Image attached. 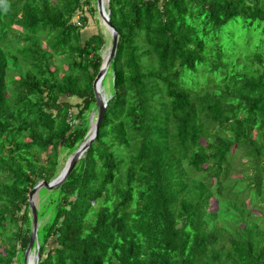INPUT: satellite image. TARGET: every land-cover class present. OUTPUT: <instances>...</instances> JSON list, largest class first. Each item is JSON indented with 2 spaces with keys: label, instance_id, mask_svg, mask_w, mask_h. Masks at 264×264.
<instances>
[{
  "label": "trees",
  "instance_id": "16d2710c",
  "mask_svg": "<svg viewBox=\"0 0 264 264\" xmlns=\"http://www.w3.org/2000/svg\"><path fill=\"white\" fill-rule=\"evenodd\" d=\"M105 9L117 32L105 110L66 179L37 192L36 264H264V0ZM86 12L91 0H0V264H23L27 194L96 110L104 35H83ZM233 23L246 44L263 37L224 53ZM197 72L211 89L185 81Z\"/></svg>",
  "mask_w": 264,
  "mask_h": 264
},
{
  "label": "water",
  "instance_id": "95a60500",
  "mask_svg": "<svg viewBox=\"0 0 264 264\" xmlns=\"http://www.w3.org/2000/svg\"><path fill=\"white\" fill-rule=\"evenodd\" d=\"M95 10L99 18V21L106 30L109 38L108 50L106 56L105 58L102 59L99 69L91 83L92 93L94 97V104L96 107V115L94 116L93 122L92 120H90L91 123L88 126L83 141L66 159L59 173L49 182H44V181L38 182L31 188V190L27 194V205L31 216V224H30L29 239L26 248L23 252V257H22L23 264H36L38 260L37 241H36L37 213H36L35 204L33 202V196L36 195L41 188L45 190H52L58 187L66 179L68 174L76 165L77 161L80 159L81 155L85 152L89 144L96 137L97 129L101 122L105 110L107 99H104V97L100 93V84L105 75L108 64L115 52L116 43H117V32L115 31V29L108 20V13L104 7V0H95ZM32 245H34V247H32ZM30 258L31 260L29 261Z\"/></svg>",
  "mask_w": 264,
  "mask_h": 264
},
{
  "label": "rangeland",
  "instance_id": "374dc122",
  "mask_svg": "<svg viewBox=\"0 0 264 264\" xmlns=\"http://www.w3.org/2000/svg\"><path fill=\"white\" fill-rule=\"evenodd\" d=\"M91 4L95 7V0H91ZM107 5V0H104V7H106ZM88 21H87V26L85 29H83V35L87 36V35H94L97 33V31L99 30L101 32L102 35H104V48L101 49V57L105 58L107 50H108V42H109V38H108V34L106 32V30L104 29V27L102 26L101 22L99 21V18L97 15L94 14V16L90 17L89 14L86 12L85 13ZM231 26V27H230ZM230 28L227 29H232L230 36H226V35H221V40L220 43L221 45L224 47V53L225 52H229L230 49L234 48L233 46L236 45L238 48H240V50L242 52H244L246 50V46H248L249 48H252V46L254 44H257V42L259 41V39L261 37H263L262 34L260 33H252L251 36L252 38V42L250 44H246L247 42V37L249 33H246L244 29H241V26L238 24H231L229 25ZM234 43V45H233ZM65 67L62 68V70H64ZM61 75V73H60ZM194 78H191L190 75L188 73H186L185 75V81L190 84L194 82V85L196 86L197 89H202V90H209L213 87V82L210 81L209 76L205 75L203 72H197L194 74L193 76ZM194 79V80H193ZM105 86L104 88H100V93L102 94V96L104 97V99L108 98V94H109V90H110V84L109 81L107 79L104 80L103 83ZM75 100L71 99L70 102L71 104L74 103ZM96 115V110H92V112H90L87 115L88 118V126L91 123L90 120H94V116ZM49 152V149L46 150V153ZM70 156V155H69ZM68 154L65 151H60L58 156H57V162H58V166H57V171L59 173V171L62 169L66 159L69 157ZM44 159V154H42L41 156H39L38 161ZM33 202L35 204V208L36 210H38V206L40 205V199L38 197V195H34L33 196ZM247 203V200H246ZM253 215H259L260 212L259 210L254 209L252 211ZM18 215V213H17ZM46 217L37 220V228L39 226L42 225V223L45 221ZM2 251V246L0 247V252Z\"/></svg>",
  "mask_w": 264,
  "mask_h": 264
},
{
  "label": "bare ground",
  "instance_id": "6f19581e",
  "mask_svg": "<svg viewBox=\"0 0 264 264\" xmlns=\"http://www.w3.org/2000/svg\"><path fill=\"white\" fill-rule=\"evenodd\" d=\"M31 260V258L29 259V261Z\"/></svg>",
  "mask_w": 264,
  "mask_h": 264
},
{
  "label": "built area",
  "instance_id": "2783aa9c",
  "mask_svg": "<svg viewBox=\"0 0 264 264\" xmlns=\"http://www.w3.org/2000/svg\"><path fill=\"white\" fill-rule=\"evenodd\" d=\"M69 121V120H68Z\"/></svg>",
  "mask_w": 264,
  "mask_h": 264
},
{
  "label": "clouds",
  "instance_id": "9594fccd",
  "mask_svg": "<svg viewBox=\"0 0 264 264\" xmlns=\"http://www.w3.org/2000/svg\"><path fill=\"white\" fill-rule=\"evenodd\" d=\"M101 88V87H100Z\"/></svg>",
  "mask_w": 264,
  "mask_h": 264
}]
</instances>
